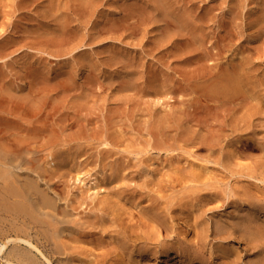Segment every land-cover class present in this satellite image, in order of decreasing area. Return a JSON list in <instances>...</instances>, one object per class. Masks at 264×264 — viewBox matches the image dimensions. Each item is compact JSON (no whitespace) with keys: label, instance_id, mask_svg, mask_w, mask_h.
Masks as SVG:
<instances>
[{"label":"rangeland","instance_id":"rangeland-1","mask_svg":"<svg viewBox=\"0 0 264 264\" xmlns=\"http://www.w3.org/2000/svg\"><path fill=\"white\" fill-rule=\"evenodd\" d=\"M234 74L241 77L243 90L250 89L249 94H235L230 88V95L217 96V89L228 85L221 78ZM246 101L247 117L241 109L246 108ZM165 117H170L173 127L166 152L161 145H157L161 151L157 149L156 142L161 141L156 135L152 141L149 134V128L159 126ZM100 131L107 134L111 154L100 158L94 149L90 162L80 165L88 156L83 155L66 171V187L73 198L84 199L78 213L85 209L95 228L107 232L106 238L124 234L111 214L104 215L103 223L97 222L96 211L88 210L91 205L96 207L103 199L113 205L116 196L120 202L130 198L135 214L144 211L149 198L158 200L161 207L171 203L177 209L181 197H189L194 186L202 187L186 176L190 167L199 166L200 171L208 168L200 181L211 192L218 191L215 205L207 208L221 207L223 199L226 204L238 202L248 187L252 200H262L250 213H256L264 227V194L260 195L264 192V0H0V143L8 142L15 151L23 145L20 142L42 149L57 137L58 142L75 143L76 138L99 136ZM183 132L189 136L184 138ZM49 153H43L45 165L53 168L56 163ZM168 163L188 169L182 172L179 165L172 169ZM121 165L127 167L124 180L120 174L118 179L110 177L113 167L122 174ZM125 186L137 189L138 194L123 192ZM183 188L189 189L188 195ZM235 206L218 211L236 216ZM247 211L242 209L237 216L244 219ZM74 214L77 219L84 217H78L77 210ZM178 222L174 224L184 235ZM160 236L168 248H159L156 258L130 264L214 261L212 243L202 247L199 263L184 259L178 248L181 238ZM130 244H134L131 239ZM253 248L243 253V263L250 258L254 264L260 262L264 241ZM47 258L57 264L54 257Z\"/></svg>","mask_w":264,"mask_h":264},{"label":"bare ground","instance_id":"bare-ground-1","mask_svg":"<svg viewBox=\"0 0 264 264\" xmlns=\"http://www.w3.org/2000/svg\"><path fill=\"white\" fill-rule=\"evenodd\" d=\"M237 74L231 75L229 78L220 77L221 79H226V81L224 80L223 82H226L228 85H226V87H219V89L216 91L217 96H224L227 94L230 95L231 89L233 92H235V94L242 92L249 94L250 89L247 88L246 91L243 90L245 88L242 86L241 77ZM226 76L227 75L225 74V77ZM209 87L212 86L209 85ZM203 91L205 92V88ZM214 92L215 89L212 91V93ZM198 94L201 95L202 93ZM241 97L244 98L242 95ZM198 100H196L195 103H199ZM249 101L252 104L255 102L254 100V102H252L250 99ZM201 103L199 104H204ZM245 103L247 105V101ZM205 104L207 107L208 103ZM248 105L246 108H243L241 105H239V108L241 107V109L244 110L246 117L249 114ZM228 106L231 107L232 105ZM258 106L256 107L258 108ZM221 108L224 109V106H221ZM215 109L218 110L217 108ZM235 110H238V108ZM169 120L170 117H165V121L162 120L159 126L155 125V127L153 125V130L151 127L149 128V134L152 136V141H154L153 138H155L156 135V137L162 142H158V140L156 142L155 140L156 146L161 145L160 148L164 152L168 151L171 145L169 144L171 143L169 138L171 136V129L173 127L171 126ZM101 131L103 132L104 130ZM101 131V134L97 133L99 136L93 135L92 138H87L86 136V138L83 139L79 137V140L76 138L74 141L77 142L75 143H72V139L75 138H71L72 141L69 139H64L65 141L60 140L58 142L59 139L57 137L58 140H48L42 149L38 146L35 147L31 144H24L20 142L23 145L19 146V144L17 147L18 151H15L11 148H14L15 146L10 147L8 142L0 143V264H45L43 262L52 264V262L47 258V255L54 257L57 264H109L111 260H114V263L111 262V264H130L137 259H141L143 262H146V260L156 258L158 249L162 246L164 249L168 248L166 245H164L165 241L161 239L160 235H164L166 238L176 235V238H181L178 241V248L180 249V252L182 250L184 259L188 261L190 260L194 262L199 260L200 263L201 259L203 258L202 247H207L212 243V249L213 251L215 250L212 256L215 258L214 261L207 259V264H254L251 261V258L247 263H243V253L248 254L249 250L254 249L253 247L255 246L256 242L260 243L261 241H264V231L262 229L264 227L258 222L256 213H250V211H252L254 208L262 205V200L257 199L254 201L255 198L252 200L249 195L248 187H244L242 198H239L240 202L231 201L226 204L223 199V204L221 207L217 206L215 208H207L216 201V192L218 191L211 192L209 189H207L210 186H206L205 183L200 181L203 174L202 171L205 172V170H208L206 167H204L202 171H200V166L198 168L199 170L197 168H194L197 170H194L193 168L191 169V167L188 169L187 167L189 175L186 174V176H190L192 182L196 181L197 186L198 183L203 185H201L202 187L200 186L201 188H199V186H194L195 188H193V191L190 192V194H192H189V197H184L186 200L182 199L183 197H181V200L179 199L178 202H176L177 209H174L175 206H172L170 205L171 203H168L172 199H168L169 201H166L168 204H165L163 205L164 207H161L162 205L159 204L158 200L155 198H149V205L145 207L144 211L139 214H135L136 212L133 210L134 208H132L130 205V198H127L125 201H123L122 198V202H120L119 199H116V196L114 197V195L112 196L115 199L113 205H110L108 200L103 199V201H100L99 204L97 203L98 205L96 207L91 205L92 207L89 209L87 208L89 212L96 211V216H99L97 222L100 221L103 223L105 214H111V216L113 215V221L116 223L117 227L122 229V233L124 234L122 238L119 237L120 235L118 233L114 236L111 235V237L106 238L107 232L104 230L101 232L95 228L97 225L95 226L93 224L94 222L92 221L94 220L90 221V214H86L87 211L85 212V209H83V212L80 210L81 214H84V217H80L78 219L75 218L76 214H74V212L76 210L78 217L82 216L80 213H78V209L83 203L85 204V202L82 197L80 199L78 197L73 198L71 194H69L70 191H68L66 187L67 170L72 168L74 166V162H77V160L81 159L83 155V157H85V155L88 154L86 158L79 161V164L84 165L90 162V158H92L90 151L94 149L98 152L100 158H105V156L107 157L109 154H111V151L108 150V147L111 144L107 142V134H102ZM111 136L113 137L115 135ZM182 136L185 138L189 135L183 132ZM112 139H115V137ZM202 139L204 140V138ZM17 144L18 142H16V146ZM151 144L154 146L153 142H151ZM61 145L67 146V148H59ZM152 145L150 147L154 148ZM114 146L116 147L117 144H114ZM212 146L214 145L212 144ZM20 147L21 149L19 150ZM178 147L180 146L177 145V149ZM160 148L158 147L157 149L159 150ZM172 148L174 149V145H172ZM45 150L50 151L49 155L56 163L53 168H48L49 164H47L48 167L45 165L46 156L43 154ZM176 158L178 159V157ZM128 160V157L122 156V161L128 162ZM178 165L179 163L175 166ZM187 165L191 166L189 162ZM133 166L132 169L134 168ZM179 166L178 170H182V172L187 171L184 165H181L182 167ZM135 167L139 169L138 165ZM121 169L122 174L121 172H118L121 171L120 169L113 167L111 169L110 177L118 179L121 175L123 181V171L126 170L127 167L123 165ZM148 170L153 173L152 168L151 170L150 168ZM175 170L177 171V169ZM133 173H135V171H133L131 174ZM206 173L207 172H205V175ZM184 174L183 177L185 176ZM136 175L138 176V173ZM140 177L137 178L140 179ZM183 177L180 178L183 179ZM144 178L148 179V177H145V175ZM142 179L143 177L141 180ZM188 179L189 178L186 180L188 181ZM207 179L208 178H202L203 182H208L209 180L206 181ZM76 180H79V178ZM136 182L139 184L142 181L136 180ZM180 182L182 181L180 180ZM192 182L190 184H193ZM125 183L126 181L122 183V185ZM208 184H210V181ZM252 185H254V183ZM212 186L213 185H211V188H213ZM146 189L147 188L144 190ZM222 190L223 189L221 188L219 191L222 192ZM187 191H189V189L185 191L183 188V194L185 192L187 194ZM123 192H128L131 196H134V194H136L138 191L135 188L127 186ZM180 192L182 191L180 190ZM227 192H229V190ZM257 193L259 194V192ZM228 194L230 195V193ZM262 194H264V192L260 195ZM255 196L257 195L255 194ZM234 204L237 206L238 214L242 211V209L245 210L246 208V210H248L244 219L240 216L238 217V214L236 216H231L230 214L224 215L218 211V209L222 208L228 209V206L233 208ZM178 208L180 210H178ZM98 212H101L102 215H98ZM230 213L232 214V211ZM177 221L181 222V228H184L186 231L184 235L180 234V228L177 227L178 225L176 226ZM174 222L176 224H174ZM90 227H92V229ZM93 228H95V230ZM111 238L113 241H111ZM130 239L134 244H130L128 247L127 242ZM85 245L89 246L85 247ZM88 247H90V249H88ZM239 248H242V251L239 250ZM6 249L8 251L5 252ZM166 263L168 262L166 261ZM258 264H264V256H261L260 262Z\"/></svg>","mask_w":264,"mask_h":264}]
</instances>
